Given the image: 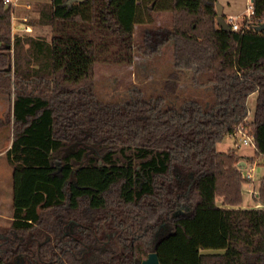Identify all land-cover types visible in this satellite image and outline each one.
<instances>
[{"label":"trees","instance_id":"obj_1","mask_svg":"<svg viewBox=\"0 0 264 264\" xmlns=\"http://www.w3.org/2000/svg\"><path fill=\"white\" fill-rule=\"evenodd\" d=\"M51 0L32 24L53 38L13 34L0 0V97L12 100L7 152L13 220L0 227V264H264V208L243 209L238 149L217 146L241 127L253 134L251 166H264V0L228 31L218 0H151L172 28L148 31V56L173 42L175 95L187 71L209 73L216 103L163 107L164 99L100 101L99 58L132 64L138 0ZM118 44V46H115ZM257 95L250 120L249 99ZM257 203L264 204V175Z\"/></svg>","mask_w":264,"mask_h":264},{"label":"rangeland","instance_id":"obj_2","mask_svg":"<svg viewBox=\"0 0 264 264\" xmlns=\"http://www.w3.org/2000/svg\"><path fill=\"white\" fill-rule=\"evenodd\" d=\"M231 1V7L227 6L226 12L236 14L244 12L240 17L247 13L249 3L246 0H221ZM51 0H21L20 6L31 5L32 9L19 8L15 17L21 18L17 21L18 28L23 24L22 20L27 17L28 26L31 32L26 36L41 37L50 41L55 29L50 26L34 25L37 18L34 12V4L50 3ZM250 2V1H249ZM140 6V14L138 19L141 23L135 25L134 30V46L133 63L118 64L115 62V56H111L114 61H107L105 58H99L95 66V82L96 95L100 101L107 103H123L132 100L138 96L145 100L164 99L163 107L182 108L186 103L191 101L199 102L205 109L212 108L215 103L213 85L209 82L211 75L203 73L195 75L192 71H187L182 76L179 89L175 95L168 94L165 90V82L169 75L174 71L173 60V42H169L162 50L161 54L156 56L144 55L138 52L136 47H139L144 42L145 34L151 30L171 29L172 14L169 11H162L157 4H153L151 0H138ZM227 18V16H225ZM243 18H240L239 26ZM115 46H118L116 44ZM257 95H253L249 99V107L251 110L250 120L253 119L256 109ZM12 109V100L0 97V115L10 112ZM13 130L8 123H0V206L8 217L13 212V188H14V172L8 163L7 152L5 150L12 142ZM231 149H238L240 154H252L254 148L244 145V138L240 135L237 139L227 137L222 143H219L217 150L219 152H228ZM262 169L255 168L254 179L251 183L245 184L243 195V209H261L264 208L263 203H257L254 200L253 192L258 193L260 180L259 176ZM251 190L253 192H251ZM10 194V195H9ZM10 196V200H9ZM11 211V213H10ZM10 221H0V227H9Z\"/></svg>","mask_w":264,"mask_h":264},{"label":"built area","instance_id":"obj_3","mask_svg":"<svg viewBox=\"0 0 264 264\" xmlns=\"http://www.w3.org/2000/svg\"><path fill=\"white\" fill-rule=\"evenodd\" d=\"M3 1L6 3L7 6L11 7V9H12V22L14 24V22L16 21L15 10L20 6L21 0H3ZM26 7H27L28 10L32 9L31 5H29V4ZM253 13H254L253 9L252 8H248L247 13L243 17H240V16H229V17L225 18V22L231 28V30L238 31L239 27H240L239 23H238L240 21V18L241 19L242 18L245 19L246 17H250L251 15H253ZM22 22H23V24H22L23 27L18 32L19 36H24V35L29 34V32H31V28L27 24L29 22V19L27 17H25L22 20ZM240 135L244 138V145L245 146H252L254 148L255 137H254L253 134H249L248 129L246 127H244V126L241 127L240 129H238L233 134H231L229 137L233 138V139H237L238 136H240ZM254 171H255L254 170V166L244 169V178L247 181H249L250 183L254 179ZM251 192H253V191L251 190Z\"/></svg>","mask_w":264,"mask_h":264},{"label":"crops","instance_id":"obj_4","mask_svg":"<svg viewBox=\"0 0 264 264\" xmlns=\"http://www.w3.org/2000/svg\"><path fill=\"white\" fill-rule=\"evenodd\" d=\"M246 2H248V3H250L249 2V0H246ZM218 3H220L221 5H222V7H223V17L224 18H226L225 16H227V17H229V16H240V15H242L244 12H238V13H236V14H231L230 12H226V10H227V6L228 7H231L230 5H232V3H231V1H224V2H222L221 0H218ZM27 5H25L24 7H22V6H19V8H27L26 7ZM16 12H18V8L15 10V14H16ZM245 15V14H244ZM16 18V17H15ZM20 19L21 18H16V21L14 22V24H13V34L14 35H18L19 33V31L22 29V24H19L20 26L17 28L16 27V25H17V21H20ZM12 110V109H11ZM11 110H10V112H11ZM10 112H8V113H4V114H1L0 115V123L2 122V120L7 116V114H9ZM13 139V138H12ZM11 146H12V142L9 144V147L5 150V152H8L10 149H11ZM241 156H243V157H245V160L242 162V166H243V168L245 169V168H249V167H252L251 165H250V163L248 162L249 160L248 159H250V158H252L253 156H254V151H253V153L252 154H240ZM260 167V169H262V173L260 174V178H259V180H260V182H261V179H262V177H263V175H264V166L261 164V165H255L254 166V170H255V168H259ZM11 168V167H10ZM12 169V168H11ZM13 192H14V188H13ZM10 195V194H9ZM9 200H10V196H9ZM12 200H13V197H12ZM10 213H11V211H10ZM3 220H8V221H10V223L12 222V220H13V212H12V214L10 215L9 214V216L8 217H5V213L3 212V209H2V207L0 206V221H3Z\"/></svg>","mask_w":264,"mask_h":264},{"label":"water","instance_id":"obj_5","mask_svg":"<svg viewBox=\"0 0 264 264\" xmlns=\"http://www.w3.org/2000/svg\"><path fill=\"white\" fill-rule=\"evenodd\" d=\"M75 1H83V0H69L68 4H71L72 2ZM217 21L222 28L227 29L230 32L232 31L231 28L225 22V18L223 17V7L220 3H217ZM259 30L264 31V26L260 27ZM143 264H161L159 255L157 253H151L148 259L143 262Z\"/></svg>","mask_w":264,"mask_h":264}]
</instances>
